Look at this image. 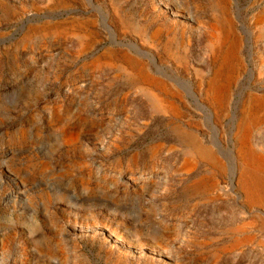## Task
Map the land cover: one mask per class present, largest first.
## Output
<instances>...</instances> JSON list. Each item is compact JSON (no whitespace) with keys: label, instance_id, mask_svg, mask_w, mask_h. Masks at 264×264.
Listing matches in <instances>:
<instances>
[{"label":"rangeland","instance_id":"1","mask_svg":"<svg viewBox=\"0 0 264 264\" xmlns=\"http://www.w3.org/2000/svg\"><path fill=\"white\" fill-rule=\"evenodd\" d=\"M252 160L264 0H0V264H264Z\"/></svg>","mask_w":264,"mask_h":264},{"label":"bare ground","instance_id":"2","mask_svg":"<svg viewBox=\"0 0 264 264\" xmlns=\"http://www.w3.org/2000/svg\"><path fill=\"white\" fill-rule=\"evenodd\" d=\"M218 91H219V88H216L215 93H217ZM251 119H252V114H250V111L248 110L247 123L250 122ZM249 167H250L249 170H247L246 173L243 174L242 178L244 179L245 183H247V187H253L252 189H254V192L255 190L260 191L261 188L264 187V179L261 178L259 174L261 165L258 160H255V161L252 160V163L251 162L249 163ZM261 197L264 200V195Z\"/></svg>","mask_w":264,"mask_h":264}]
</instances>
